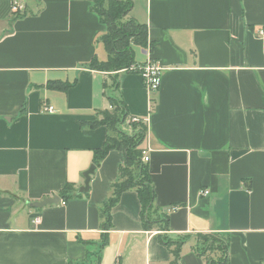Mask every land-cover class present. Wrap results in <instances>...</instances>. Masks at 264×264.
Returning <instances> with one entry per match:
<instances>
[{"label": "crops", "instance_id": "1", "mask_svg": "<svg viewBox=\"0 0 264 264\" xmlns=\"http://www.w3.org/2000/svg\"><path fill=\"white\" fill-rule=\"evenodd\" d=\"M132 1L130 16L147 25L150 57L163 67L161 85L151 93L139 71H121L116 94L129 119L148 126L155 205L170 215V235H225L230 264H264V0ZM12 2L0 0V264H169L157 231L143 230L134 190L103 235L100 208L121 152L95 169L87 195L65 205L59 196L66 184L81 194L108 136L82 126L110 109L111 75L86 68L107 59L106 26L88 0H20L16 18ZM137 54V65L149 57ZM55 80L75 85L48 90ZM55 196L62 202L31 207ZM193 244L179 264H205Z\"/></svg>", "mask_w": 264, "mask_h": 264}, {"label": "trees", "instance_id": "2", "mask_svg": "<svg viewBox=\"0 0 264 264\" xmlns=\"http://www.w3.org/2000/svg\"><path fill=\"white\" fill-rule=\"evenodd\" d=\"M91 11L97 14L106 33L99 38L107 53L105 61L94 57L86 68L111 75L112 84L104 85L105 97L110 109L98 111L92 122H82L83 127L96 129L106 127L108 136L103 146L93 152V165L97 168L112 151L123 154V163L119 167V179L111 186V197L100 208L103 219L102 230L106 235L113 227L112 209L119 203L122 195L134 190L141 204V221L144 231H157L158 242L168 249L171 255L169 264H179L185 244L193 241L192 250L201 257L205 264H230L228 255L229 237L216 233H198L195 235L171 236L170 215L155 205L156 192L150 175L149 164L143 159L144 143L147 138L148 126L143 121H132L130 133L123 128L130 117L129 109L124 100L117 96L119 89L118 74L131 71L137 65L135 48L146 51L153 45L149 41L148 27L137 22L130 16L133 10L132 0H88ZM21 13L14 14L15 18ZM75 83L59 80L49 81L46 88L52 91L68 92ZM83 195H87L84 193ZM71 184H66L59 196L64 202L74 197ZM178 207V206H174ZM101 248L107 244V237Z\"/></svg>", "mask_w": 264, "mask_h": 264}, {"label": "built area", "instance_id": "3", "mask_svg": "<svg viewBox=\"0 0 264 264\" xmlns=\"http://www.w3.org/2000/svg\"><path fill=\"white\" fill-rule=\"evenodd\" d=\"M12 13L13 14H17V13H22L25 10V5L20 2V0H13L12 2ZM147 53V55L149 56L148 59L146 60L145 63L141 64V65H135L131 68V70L134 71H139L144 79V83H145V87L147 88V90L151 93H155L159 90L160 85H161V76H162V72H163V67L161 66V64L159 62H157L156 60H153L150 57V47H148V49L145 51ZM43 110L45 112H49L52 113L54 111L53 107L51 106H47L45 105V107L43 108ZM132 121H138L136 119H133ZM145 163H148L150 158L149 155L147 153V151L143 152V159H142ZM204 195H208L209 191H204L203 192ZM66 202H63L62 205H65ZM178 209V207H172L171 209H169L170 212H174ZM39 219L36 218L33 223L34 224H38Z\"/></svg>", "mask_w": 264, "mask_h": 264}, {"label": "water", "instance_id": "4", "mask_svg": "<svg viewBox=\"0 0 264 264\" xmlns=\"http://www.w3.org/2000/svg\"><path fill=\"white\" fill-rule=\"evenodd\" d=\"M96 167L92 165L85 173H84V178H85V183L84 187L80 189V193H88L90 189V182H91V176L95 173ZM62 202V199L58 196L55 197H50L46 198L43 201L35 202L31 204V207L34 209H42L46 206H52V205H57Z\"/></svg>", "mask_w": 264, "mask_h": 264}, {"label": "rangeland", "instance_id": "5", "mask_svg": "<svg viewBox=\"0 0 264 264\" xmlns=\"http://www.w3.org/2000/svg\"><path fill=\"white\" fill-rule=\"evenodd\" d=\"M136 53H139L138 50L136 51ZM140 57H141L140 54L136 55V59H139ZM131 123H132L131 119H128L124 127L131 131Z\"/></svg>", "mask_w": 264, "mask_h": 264}]
</instances>
